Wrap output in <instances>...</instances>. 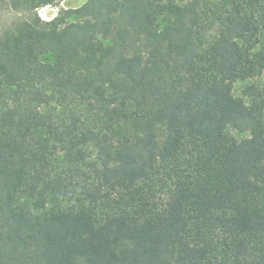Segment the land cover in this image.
Returning a JSON list of instances; mask_svg holds the SVG:
<instances>
[{
  "label": "trees",
  "instance_id": "obj_1",
  "mask_svg": "<svg viewBox=\"0 0 264 264\" xmlns=\"http://www.w3.org/2000/svg\"><path fill=\"white\" fill-rule=\"evenodd\" d=\"M66 1L0 0V264H264V0Z\"/></svg>",
  "mask_w": 264,
  "mask_h": 264
},
{
  "label": "rangeland",
  "instance_id": "obj_2",
  "mask_svg": "<svg viewBox=\"0 0 264 264\" xmlns=\"http://www.w3.org/2000/svg\"><path fill=\"white\" fill-rule=\"evenodd\" d=\"M83 1L84 0H68L66 2L57 3L54 5H50L48 7H44V10L41 13H39L41 10L39 9V11H37V14L41 20L45 22L50 21L56 16H58L60 13H62L63 11L67 10L69 7L81 4ZM21 18H22L21 15H16V14L8 13V12H1L0 13V28L2 26L7 25L9 22H12L14 20H19ZM263 40H264V35H263ZM243 85L244 83L242 82H237L234 84L233 90H234V95L236 97H240L241 89Z\"/></svg>",
  "mask_w": 264,
  "mask_h": 264
},
{
  "label": "built area",
  "instance_id": "obj_3",
  "mask_svg": "<svg viewBox=\"0 0 264 264\" xmlns=\"http://www.w3.org/2000/svg\"><path fill=\"white\" fill-rule=\"evenodd\" d=\"M46 7H48V6H46ZM41 10H40V12L39 13H41L43 10H44V7L43 8H40ZM39 11V10H38Z\"/></svg>",
  "mask_w": 264,
  "mask_h": 264
}]
</instances>
